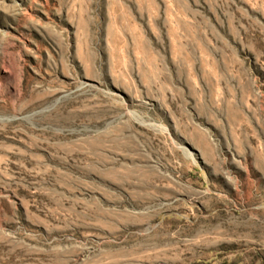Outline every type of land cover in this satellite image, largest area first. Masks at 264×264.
<instances>
[{
    "label": "rangeland",
    "instance_id": "rangeland-1",
    "mask_svg": "<svg viewBox=\"0 0 264 264\" xmlns=\"http://www.w3.org/2000/svg\"><path fill=\"white\" fill-rule=\"evenodd\" d=\"M0 264H264V0H0Z\"/></svg>",
    "mask_w": 264,
    "mask_h": 264
}]
</instances>
